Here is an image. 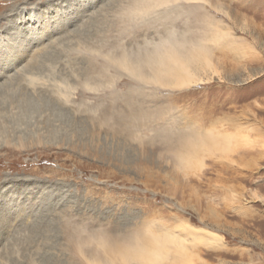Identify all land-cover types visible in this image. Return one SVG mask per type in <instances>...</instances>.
Listing matches in <instances>:
<instances>
[{
    "label": "rangeland",
    "instance_id": "374dc122",
    "mask_svg": "<svg viewBox=\"0 0 264 264\" xmlns=\"http://www.w3.org/2000/svg\"><path fill=\"white\" fill-rule=\"evenodd\" d=\"M132 2L0 0V64L25 53L0 78V264H109L104 241L145 229L176 236L179 264H264V0ZM176 35L208 39V82L114 63ZM196 123L244 129L187 169L175 137Z\"/></svg>",
    "mask_w": 264,
    "mask_h": 264
},
{
    "label": "bare ground",
    "instance_id": "6f19581e",
    "mask_svg": "<svg viewBox=\"0 0 264 264\" xmlns=\"http://www.w3.org/2000/svg\"><path fill=\"white\" fill-rule=\"evenodd\" d=\"M167 1L169 0H133L132 3L134 5V8L129 9H131V11H133L134 13L135 10H141L153 4H159ZM186 1L197 2L198 0ZM140 15L137 17H140ZM131 18L133 19L134 17ZM36 23H38V21H36ZM213 26L214 25L212 24V26H210L212 28L209 29V31H212L210 37L211 40H213L214 42H220L222 39L226 38V33L228 32H224L221 30L219 31L217 26ZM35 28L36 27L33 26L31 27V29L36 33V31L34 30ZM132 34L136 35L137 31H133ZM33 35L34 34H31V36ZM183 38L177 35L166 36V38H162L158 42L152 43L150 47L140 48L142 50L140 55L137 56V60H135L132 55L124 53L118 58H114V63L117 66L126 68L131 75H133L140 81H144L145 83H152L153 81H155L161 86L182 88L197 86L199 83L208 82V80H210L208 77L206 78L204 76H199L195 72V68L197 66L200 65L201 68V65L206 66L210 63L208 60H206V53L208 51V39H199L197 42H189V44L188 41ZM22 44L20 47H18L21 48L20 50L15 49L13 52L9 50V53L12 56L11 59L13 61L11 63L6 62L4 64H0V78L2 76H5L3 73H7L8 71H10L12 69V66L17 65L25 57ZM150 44L151 43L148 42V45ZM233 45L235 44L231 43L229 45H226L224 48L231 49ZM27 51L28 49L26 50V52ZM143 52L144 54L141 55ZM21 68L19 67V70H23V68ZM21 72L22 71H20L19 73ZM23 72L26 73L25 70ZM3 84V82L0 84V88ZM152 117L153 116L149 114H134L132 118H136L138 121H135L133 119H131L130 121H135V123L133 124H139L141 127V124L147 122H144L145 119H149L148 123L150 121H154V117ZM239 125L242 124L239 123ZM186 129L183 128L176 134L175 140L177 139V148L174 152V155L184 167H186L187 169H192L199 165H202L200 159L195 160L201 154L205 152H211L223 143L230 144V146L239 145L240 142H235L238 141L235 139V136L237 132L241 131L244 128H241L240 126H234V128H230L228 131H223L220 133L216 132L214 128H205V126H203L202 124L196 123L190 125L188 130ZM234 131L236 132L234 133ZM161 132L166 133L167 131ZM166 137L163 136V138H165V141ZM99 244H101V242ZM101 245L103 253H106V256L108 258L106 260L109 262V264H131L132 262H136L137 264H168L169 262H171L172 264H179L183 260L181 254L183 248L173 247V245H177L178 247H180V243L177 241L176 236L168 230L159 233L154 230L145 229L143 231L135 233L132 236L126 237L124 240L118 241L117 243L110 244L104 241Z\"/></svg>",
    "mask_w": 264,
    "mask_h": 264
},
{
    "label": "snow or ice",
    "instance_id": "6c2138e0",
    "mask_svg": "<svg viewBox=\"0 0 264 264\" xmlns=\"http://www.w3.org/2000/svg\"><path fill=\"white\" fill-rule=\"evenodd\" d=\"M8 53L3 49L2 46H0V57H3L5 55H7Z\"/></svg>",
    "mask_w": 264,
    "mask_h": 264
}]
</instances>
